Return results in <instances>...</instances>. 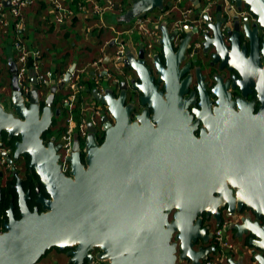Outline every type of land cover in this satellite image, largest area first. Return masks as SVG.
Returning <instances> with one entry per match:
<instances>
[{
    "label": "water",
    "instance_id": "1",
    "mask_svg": "<svg viewBox=\"0 0 264 264\" xmlns=\"http://www.w3.org/2000/svg\"><path fill=\"white\" fill-rule=\"evenodd\" d=\"M190 1L196 6L201 4V0ZM236 1L252 10L264 28V0ZM164 4L165 0H134L125 17L131 21L160 10ZM217 10L211 44L219 50L216 40L222 37L220 26L224 18L220 6ZM160 30L167 69H163L159 60L154 61V66L159 69V81H165V94L154 84L146 64L145 49H141L138 58L129 55L124 64L138 75L139 81L133 85L141 93L140 105L127 101L128 85L125 81L121 83L122 90L118 96L111 89L104 95L95 89L94 96L105 105L99 119L105 132L104 142L98 143L97 126L90 122L86 163L81 156L82 143L76 139L69 157V176L61 169L57 153L60 145L56 146L53 139L46 145L41 135L52 125L56 94L68 83L76 63L69 67L63 81L50 86L42 107L36 77L31 80V90L26 99L18 81L16 61L9 60L14 111L6 110L1 103L0 92V133L6 131L10 137L20 136L15 158L21 154L30 157V167L41 177L51 197L40 193L38 203L44 209L40 213L37 209L31 211L23 197L20 201L21 219H16L11 211L8 213L10 220L4 225L5 231L0 232V264H36L51 249L63 252L70 249L66 253L65 264H85L86 260H91L95 246L100 247L101 256L108 258L109 264H178V245L181 259L191 264H203L201 261L210 248L195 249V244L200 240L208 242L211 233L208 227L203 226L201 217L206 211L208 218L213 217L219 223L222 215L216 206L233 203L228 193L223 194L221 189L212 187L216 181L212 182L211 177L238 175L237 180L231 181L235 187L240 182L241 173L238 172L239 164L235 167L230 162L227 148L209 149V137L195 141L193 147L184 142L181 118L189 113L187 107L194 102L191 99L194 93L184 97L188 93L189 77L179 81L186 71L185 68L179 70V64L188 36L174 54L171 41L175 33H170L166 23ZM199 83L202 101H207L204 83L201 79ZM261 85L260 95L264 97V83ZM223 94L229 96L227 92L223 91ZM216 95L222 97V92ZM262 109L254 116L251 112L240 116L245 119L243 134L246 136V155L242 160L245 169L242 168V172L248 176L245 182L249 179V184H259L254 189L255 193L264 189L260 186L264 183ZM215 110L224 109L219 107ZM55 113L59 115L60 108ZM132 115L135 121H132ZM218 135L224 137L221 133ZM221 143L225 140L222 139ZM9 160L13 162L10 157ZM229 165L236 168L232 173ZM214 191H219L217 197H214ZM238 195L239 204L247 202L251 205L252 200L246 197V193L239 190ZM254 206L257 216H264V211L258 205ZM172 209L177 211L170 219ZM234 229L237 237L246 233L254 236L249 242L253 255L248 262L264 264V227L242 220ZM174 234L178 245L172 241ZM229 262L242 264L234 259Z\"/></svg>",
    "mask_w": 264,
    "mask_h": 264
},
{
    "label": "flooded vegetation",
    "instance_id": "2",
    "mask_svg": "<svg viewBox=\"0 0 264 264\" xmlns=\"http://www.w3.org/2000/svg\"><path fill=\"white\" fill-rule=\"evenodd\" d=\"M232 1L234 3L235 13L231 18L225 15L222 6L219 5L221 7L222 17L224 18L220 26L222 37L216 40L219 50L211 44L215 33L213 26L217 23L218 6L215 8L217 12L213 15L212 23L206 24V27L209 29L207 33L203 32L201 24L192 29L184 26V30L180 33L174 32L176 36L171 42L172 48H174V54H176L182 41L188 36L186 49L179 64V70L185 68L186 71L181 75L179 81L181 82L189 77L187 81L188 93L184 97L194 93V96L191 97L194 102L190 103L187 107L189 113L181 118V124L183 123L184 126V129H182V132L185 134L184 142L191 144L193 147L195 141L200 142L204 138L209 137L207 142L209 149L215 150L223 146L228 149L227 154L229 155L230 162L235 167L239 164L238 172L241 173L240 182L235 187H233L231 181L234 179L237 180L239 178L238 175L237 177L232 175L223 177L219 174L212 176L211 181H216L212 185L213 188L221 189L223 194L228 193L229 197L233 199L232 204H220L216 208L221 212L222 220L227 217H231L234 220L231 225V229L234 231L230 233L235 238L234 243L237 245L238 251L231 253L230 256L235 262L244 264L243 261H246L253 255L251 253L253 247L249 242L254 239V236L246 233L237 237V231L234 229L235 225L239 224L242 220H249L252 224L255 223L264 227V216L258 217L256 207L254 206L258 205L260 210L264 211V189L258 190L255 193L254 189L259 184H249V179L245 182L248 176L242 172V168L245 169V166H242V160L246 155L244 149L246 136L243 134L245 131V119L240 118V116H244V113L248 112H251L254 116L264 105V97L260 95L261 84L264 83V28L258 23V17L254 12L244 6V3L239 5L236 0ZM243 12H246L244 16L242 15ZM195 41H198L199 45L197 49L192 51L191 46ZM176 43L179 45H176ZM155 48V56L152 58V64L147 61V56H145L146 64L150 68L151 75L154 78V84L158 85V90L165 94V81H159V69L154 66V61L156 63L159 60L161 65L164 66L163 69H167L164 48L161 42L156 43ZM127 71L129 75V79L126 82L128 85L127 101H132L140 105L139 98L141 93L133 85L139 81L138 75L131 67H128ZM199 79H201V83H204L207 92V101L204 102L200 96ZM223 91L229 93V96H225ZM217 92H222V97L216 95ZM42 95L40 92V105L44 107L45 99L48 95L44 98L41 97ZM10 101L12 103L11 96ZM42 101L44 102L42 103ZM53 105L54 116H56L55 112L57 108H60L59 116H63V107ZM204 105L206 109H204ZM219 107H222L224 110L216 111L215 109ZM140 109L143 110L144 107L141 106ZM200 109H203V111H200ZM12 111H14V108ZM262 112L264 115V107ZM236 115L237 117L235 118L234 116ZM54 116L52 117V121ZM135 120V117L132 115V121ZM111 121L115 122L114 119H111ZM52 125L50 128L53 127ZM50 128L41 136L46 145L52 139L56 146L60 145L57 151L60 158L61 140ZM218 133H221L224 137L219 136ZM104 134L105 132L102 128L97 129L96 139L99 144L104 142L100 140L101 138L104 139ZM189 135L195 137V139H191V141L190 137H188ZM222 139L225 140L223 144L221 143ZM18 142H20V136L10 137L6 131L0 133V150L5 147V150L0 152V157H4L6 160L5 164H0V232L5 231L4 225L10 220L8 214L10 211L14 213L16 219H21L20 201L22 197L31 211L37 209L39 213L44 210L42 204L38 203L40 193L47 198L51 197L46 192L41 177L30 167V157L21 154L18 158H15ZM81 143L83 145V141ZM194 146L197 150H200L197 145ZM81 154L83 161L86 163V153L83 149ZM9 157L13 162L9 160ZM234 166L229 165V171L231 173L232 170L236 169ZM65 174L69 176L68 172H65ZM260 186L264 188V183H261ZM239 190L241 193H246V197L252 200V206L247 202L239 204ZM218 195L219 191H214V197ZM256 197L263 199L259 200ZM176 211V209H172L170 219H172ZM229 214L233 215L230 216ZM201 218L203 219V226L208 227L211 237L206 243L202 240L198 241L195 244V249L204 246L205 248H211L212 251L210 253L213 254L215 250L213 233L218 223L215 225L214 218H208L206 211H204ZM175 235H173L172 241H176L178 245L179 241L175 238ZM177 249V263L191 264L188 260L180 258V245L177 246ZM69 250L66 249L64 252L58 250L61 253L60 257L55 259L57 264L64 263L66 253ZM101 253L102 250L100 247L95 246V249L91 251V260H86L85 264H109L110 260L102 257ZM262 253L264 256V252ZM235 254L239 255L235 258L233 256Z\"/></svg>",
    "mask_w": 264,
    "mask_h": 264
},
{
    "label": "built area",
    "instance_id": "3",
    "mask_svg": "<svg viewBox=\"0 0 264 264\" xmlns=\"http://www.w3.org/2000/svg\"><path fill=\"white\" fill-rule=\"evenodd\" d=\"M35 0H0V27L12 34L11 47L15 52V61L18 70V81L23 87L27 99L31 90V80L36 77L37 85L49 87L63 81L64 73L57 80L51 69H43L45 60L43 51L38 47H30L27 42L26 30L28 16L25 9ZM50 5V14L53 21L61 28L66 27L75 18L83 17L85 20L96 19L97 28L108 31V38L102 43L99 52L93 59L75 65L68 83L64 86L61 104L66 110L65 130L60 136L61 153L60 163L62 171L70 173L75 140L83 141L82 149L86 153V139L90 132L88 124L93 122L98 129L102 128L99 120L105 105L94 96L93 91L98 89L106 94L111 89L115 96L121 93V83L129 79L124 61L129 55L138 58L141 49L149 58L155 56V45L162 40L160 27L166 23L170 32L180 33L184 26L189 29L202 25L203 32H208L206 24L212 23L216 7L221 5L225 15L231 18L235 13L232 0H201L196 6L190 0H170L168 4L158 10L159 13H148L143 17L131 20L122 28L106 22L107 12L115 8L116 0H47ZM166 1V0H165ZM9 2V4H7ZM246 12H243L244 16ZM89 28H85L88 32ZM85 31V32H86ZM176 45H179L176 43ZM199 42L192 44V51L198 48ZM71 66V65H70ZM69 66V67H70ZM112 84L114 87H111ZM40 91V89H39ZM41 92V91H40ZM5 150V147L0 150ZM5 164L4 157H0V164ZM234 220L227 217L217 224L213 233L215 250L205 255L203 264H229L230 254L236 253L237 245L232 240V223Z\"/></svg>",
    "mask_w": 264,
    "mask_h": 264
},
{
    "label": "trees",
    "instance_id": "4",
    "mask_svg": "<svg viewBox=\"0 0 264 264\" xmlns=\"http://www.w3.org/2000/svg\"><path fill=\"white\" fill-rule=\"evenodd\" d=\"M133 1L134 0H125V6L122 10L123 23L130 22L127 21L125 17L126 14L125 12L129 9ZM169 1L170 0H166L165 4H168ZM45 7H46V0H35L32 3H30L28 9L31 10V12H33L34 15L32 21L34 22L33 27L36 33L35 36L37 34L39 35L40 32L42 31L41 26H44L45 24L50 26L48 27V30L44 32L46 33V35L42 38H38L37 46L43 51V57L46 62V63L44 62L45 64L43 65V69H51L54 75L56 74L58 77H60L68 71L69 66L73 64L74 61H77L78 64L79 63L84 64L88 62L90 59L96 57V54L99 52L98 49L100 48L102 43L108 38L109 33L104 29H100L96 27L91 30V33H87L86 36H83L79 30L73 32L65 31L63 35L61 34L62 37L61 35L57 36V33H53V24H51L49 20L43 19L42 12L44 11L46 12L47 8L44 10L42 9ZM86 38H88L89 41L82 42ZM8 43L9 41L6 40L5 44L0 45V47H2V49L0 48V63L1 62H3L4 64L7 63V65L4 64L0 65V78L2 74L5 72L3 69L6 68V70H8L7 57L13 54L12 57L15 59V52L14 51L8 52L6 50ZM8 77L11 78V73H9ZM9 78L8 80H10ZM62 96H63L62 90L57 92L54 101V104L57 105V107L60 106L63 107V104H61ZM43 102L44 101H42V103ZM52 123H53L52 125L53 127L50 128V130H53V133L57 134L60 137L63 131L65 130V123H66L65 109H64V115L59 116L56 114V116H54L53 118ZM100 140L104 141L103 138H101ZM41 260L38 263H40ZM45 264H49V263H45Z\"/></svg>",
    "mask_w": 264,
    "mask_h": 264
},
{
    "label": "crops",
    "instance_id": "5",
    "mask_svg": "<svg viewBox=\"0 0 264 264\" xmlns=\"http://www.w3.org/2000/svg\"><path fill=\"white\" fill-rule=\"evenodd\" d=\"M124 6H125V0H116L115 8L112 11L107 12V15L105 17L106 22H108L109 24H115L117 27H120V28L124 27L126 25V23H123L122 22V20H123L122 10H123ZM28 8H29V6L25 9L26 15L28 16V18H27V20H28V27H27V30H26V34H27V37L26 38H27V42L30 45V47H35V46L38 45L37 44L38 38L44 37L46 35V33H44V32L46 30H48V27H50V26L49 25H46V24L44 26H41L42 31L40 32L39 35L37 34L35 36L36 33H35L34 27H33L34 22L32 21L33 18H34V15H33V12H31V10H29ZM27 9H28V11H27ZM44 9H46V12L45 11L42 12L43 19L44 20H49V22L51 24H53V33H57V36H60L61 34L63 35L65 33V31L73 32V31H76V30H79L83 36H86L87 33H91V30L93 28H96L97 27L95 25L96 22L98 23V21L96 19H93V18H90L89 17L88 19L85 20L81 16V17L75 18L66 27L62 28V30H64V31H62L61 28L53 21V16L49 12L50 5H49V2L47 0H46V7L43 8L42 10H44ZM90 26H91V29H90V31L87 32L85 30V28H89ZM9 35H10V33L8 32V30L6 32L5 30H3L0 27V45L5 44V41L8 40L9 43H8V45L6 47V50L8 52H11V51H13V48L11 47V44H12V39H11L12 37L11 36H12V34L10 35V37H9ZM62 35H61V37H62ZM88 41H89V39L86 38L82 42H88ZM0 48L2 49V47H0ZM54 52H53V54H54ZM12 56H13V54H11L10 56L7 57V62H9L10 59H13L14 60V58ZM74 62L77 65H82L80 63L78 64L77 61H74ZM1 64H4V63L1 62L0 65ZM4 65H7V63H5ZM5 73H6V70H5ZM58 78L59 77L55 74L54 75V79L57 80ZM65 115H66V110H65Z\"/></svg>",
    "mask_w": 264,
    "mask_h": 264
},
{
    "label": "rangeland",
    "instance_id": "6",
    "mask_svg": "<svg viewBox=\"0 0 264 264\" xmlns=\"http://www.w3.org/2000/svg\"><path fill=\"white\" fill-rule=\"evenodd\" d=\"M150 13H159L158 12V9H156V10H154V11H152V12H150ZM62 31H64V30H62ZM61 31V32H62ZM98 54V53H97ZM96 54V55H97ZM147 61L150 63V64H152L151 62H152V59L151 58H149L148 56H147ZM4 71L6 70V68L5 69H3ZM8 73V74H7ZM9 70H6V73L4 72L3 74H2V76H1V78H0V92H1V103H3V105L5 106V108H6V110H8V111H12L13 110V107H12V103H11V101H10V96H11V92H12V88L10 87V80H8V76H9ZM9 79H11V78H9ZM109 85H111V87H114V85H112V84H109ZM37 87H39V89H40V91H41V94H43L41 97H45V96H47L49 93H50V89H51V87L49 88V87H46V86H44V87H40L39 85H37ZM60 91V90H59ZM58 91V92H59ZM62 91H64V90H62ZM99 128H100V125L98 126ZM98 128V129H99ZM242 219V218H241ZM214 224L216 225V222L214 221ZM214 225V226H215ZM233 236V235H232ZM232 240L233 241H235V238L234 237H232ZM60 251L58 252V250L57 249H51V250H49V252H47L43 257H42V260H41V262L40 263H38V264H45V263H49V264H57V262H56V260L55 259H58L59 257H60ZM239 254H235V255H233L235 258L238 256ZM248 260L249 259H247L246 261H243L244 262V264H250V262H248ZM64 262V261H63ZM37 264V263H36ZM63 264V263H62Z\"/></svg>",
    "mask_w": 264,
    "mask_h": 264
}]
</instances>
